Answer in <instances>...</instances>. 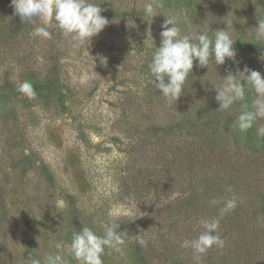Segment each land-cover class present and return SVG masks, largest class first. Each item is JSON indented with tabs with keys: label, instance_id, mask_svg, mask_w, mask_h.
I'll list each match as a JSON object with an SVG mask.
<instances>
[{
	"label": "rangeland",
	"instance_id": "374dc122",
	"mask_svg": "<svg viewBox=\"0 0 264 264\" xmlns=\"http://www.w3.org/2000/svg\"><path fill=\"white\" fill-rule=\"evenodd\" d=\"M107 1L124 7L117 0ZM131 7L125 6L129 11ZM204 7L208 21L231 25L226 0H206ZM7 13H15L11 0H0V185L6 201L2 203L6 215L0 219V264H32L36 259L43 264L45 253L57 252L68 264H78L67 250L73 233L88 226L97 235H103V225L107 223L103 212L117 217L125 210L122 212L118 205L121 198L114 199L113 195L105 201L73 191L83 180L72 175L78 169L94 175L110 166L116 157L132 151L141 153L145 148L150 150L145 136L139 142L138 133L129 130L135 118L147 123L145 114L136 117L124 97L132 88L135 71L133 59L129 64L121 60L131 59L130 41L106 26L88 47L76 48L55 23L48 28L50 39L34 37V28L40 26L37 18L27 24V30L23 27L20 34L11 32V37ZM171 17L178 18L177 14ZM130 22L136 23L134 19ZM119 27L121 24L116 30ZM100 57L106 61L103 58L100 61ZM55 59L59 60V69L73 74L77 84L75 97L68 101L72 106L69 115L60 111L57 95L51 91L39 93L34 99L11 91V87L29 80L30 71H39L40 78L48 75ZM261 73L264 75V68ZM157 114L155 120H163V113ZM232 116L230 112L226 127L232 122L236 125ZM136 142L142 146L132 149ZM85 179L90 184L97 183L96 177ZM102 182L109 184L106 179ZM17 196L18 202L14 203ZM197 207L168 199L159 207L156 217L148 218L147 211L140 212L121 251L106 249L103 264H139L137 253L152 251L157 252L154 258L158 264H172L169 250L165 249L169 243L178 247L175 255L189 264H264V228L263 234L256 236L257 244L245 250L242 261L236 253V234L229 237L223 230L217 231L223 246L214 245L203 255L181 247L184 240L196 239L205 231L202 221L206 217L201 216ZM176 221L178 224L173 226ZM165 225L172 228L168 230ZM248 237L243 239L247 242Z\"/></svg>",
	"mask_w": 264,
	"mask_h": 264
},
{
	"label": "trees",
	"instance_id": "16d2710c",
	"mask_svg": "<svg viewBox=\"0 0 264 264\" xmlns=\"http://www.w3.org/2000/svg\"><path fill=\"white\" fill-rule=\"evenodd\" d=\"M117 1L121 6L124 4V7L111 5L107 0H91L103 9L101 15L108 19L107 27L124 35V40L130 41L131 59L121 60L124 64H129L133 59L135 71L132 74V88L124 97L128 99L129 108H132L136 117L145 114L147 123H141L135 118L129 130L138 133L135 139L139 142L144 140L141 139L142 135L145 136L148 139L147 148L150 150L145 148L141 153L132 151L125 153L123 157H116L110 166L102 168L94 175L78 169L72 176L83 181L77 184L73 191L77 190L82 195L92 194L93 197L106 199L105 201L109 200L111 195L115 196L114 199L121 198L118 205L125 213L117 215L120 219L118 231H124L126 235L135 228L136 217L140 212L147 211L145 214L148 218L156 217L159 207L168 199H176L185 205H197L196 210L201 211V216L211 219L218 218L223 201L235 195L237 206L220 218L217 231L223 230L229 237L233 233L236 234V253L242 261L244 252L249 246L257 244L256 236L260 237L264 228L261 226L264 222V136L257 135V129L264 126V119H258L246 132L236 131L238 128L233 122L226 127L230 112H233L232 119L236 121L242 111L252 110L255 94L248 90L244 101L237 102L226 111H218L215 88L223 83V77L228 71L235 73L245 66L259 72L263 70L264 40L256 39L254 27L258 26V20H264V0H226L230 26L206 19V0H162L163 8L159 11L163 14L153 18L143 15L145 0H130V3L127 0ZM129 4L132 11L125 8ZM176 14L182 35L207 31L214 39L216 30H227L236 40L234 48L237 55L235 62L226 60L224 65H215L210 60L208 68L197 67V62L194 61L192 73L185 82L184 92L175 102L166 99L156 89L149 64L155 47L160 45L159 33L165 20L164 15ZM131 19L136 23L132 25ZM6 23L8 33L12 37L11 32L16 35V31L20 34L23 27L27 30L30 21H22L16 13H7ZM120 24L121 29L119 27L116 30V26ZM149 33L154 40V46ZM52 67V71L43 78L37 75L39 71H30L28 82L33 85L36 95L48 91L55 93L58 108L62 113L69 115L72 106L68 101L75 97L77 84L73 74L59 69V60L55 59ZM11 91L15 95L21 94L17 87H11ZM244 105H247V109ZM158 111L163 113L161 121L155 120ZM72 118L75 120L77 117ZM80 118L79 116L77 120L80 121ZM139 142H136L132 149L142 146H139ZM71 155L75 156L73 153ZM143 159L145 161L142 166ZM85 176L96 177L97 183L90 184ZM104 179L109 181L108 185L101 183ZM228 187H231V193L227 191ZM4 197V188L0 185V219L6 215L2 206V203L6 202ZM14 198V203H17L18 196ZM213 199L220 203L211 204ZM129 210L134 213L133 216L128 215ZM103 213L105 222L115 217L106 211ZM177 224L176 221L173 226ZM192 224L196 223H191V226ZM159 225L158 222V227ZM165 226L168 230L172 228L170 225ZM192 229L193 227H190V230ZM247 235L249 237L246 242L243 238L246 236L247 239ZM160 236L162 237L161 233ZM169 244L165 247L169 250L168 257L171 256L169 262L188 263L175 255L177 246ZM154 253L157 252H138V263L158 264Z\"/></svg>",
	"mask_w": 264,
	"mask_h": 264
},
{
	"label": "clouds",
	"instance_id": "9594fccd",
	"mask_svg": "<svg viewBox=\"0 0 264 264\" xmlns=\"http://www.w3.org/2000/svg\"><path fill=\"white\" fill-rule=\"evenodd\" d=\"M11 6L22 21H32L33 18L39 20L40 26L35 27L32 33L34 37L50 39L48 28L55 22L62 34L71 38L76 48L84 45L88 47L92 38L97 37L109 24L108 19L101 15L103 9L91 0H11ZM162 8V0H145L143 15L153 18L163 14L159 11ZM164 17L165 20L160 26L162 29L159 33L160 45L155 47L149 71L156 89L166 99L176 102L184 92L185 82L192 73L194 61L197 62V67L207 68L210 60L215 65H224L226 60L235 62L236 40L227 30H216L214 39L207 31H194L190 35H182L176 19L171 16ZM149 34L151 36V33ZM254 35L257 40H264V20H258V26L254 27ZM151 40L154 46L152 36ZM101 58L106 61L104 57H100V61ZM223 78V83L215 88L218 111H226L237 102L244 101L248 90L255 94L252 110L242 111L235 122L241 132H246L258 119H264V75L245 66L235 73L228 71ZM17 91L29 99L36 98L34 87L28 81L18 84ZM244 107L247 109V105ZM257 135L264 136V126L257 129ZM227 191L231 193V187H228ZM210 203L216 205L220 201L213 199ZM236 206L235 195L226 198L219 209V217L203 220L205 231L196 239L184 240L181 247L191 248L200 255L207 253L214 245L222 247L224 241L217 234L220 218L233 211ZM128 215L133 216L134 213L129 210ZM118 221L119 217H114L105 223L103 235H97L88 226L81 227L79 231L73 233L68 253L78 264H103L102 256L105 250L120 252L125 242L126 232L118 231L120 228ZM32 264H41V261L34 260ZM43 264H68V261L59 252L45 253Z\"/></svg>",
	"mask_w": 264,
	"mask_h": 264
}]
</instances>
